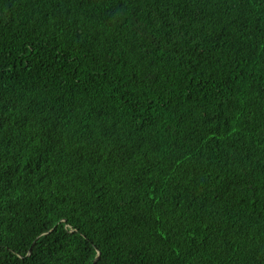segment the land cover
Wrapping results in <instances>:
<instances>
[{"label": "trees", "instance_id": "16d2710c", "mask_svg": "<svg viewBox=\"0 0 264 264\" xmlns=\"http://www.w3.org/2000/svg\"><path fill=\"white\" fill-rule=\"evenodd\" d=\"M0 264H264V0H0Z\"/></svg>", "mask_w": 264, "mask_h": 264}, {"label": "bare ground", "instance_id": "6f19581e", "mask_svg": "<svg viewBox=\"0 0 264 264\" xmlns=\"http://www.w3.org/2000/svg\"><path fill=\"white\" fill-rule=\"evenodd\" d=\"M1 248V247H0Z\"/></svg>", "mask_w": 264, "mask_h": 264}]
</instances>
